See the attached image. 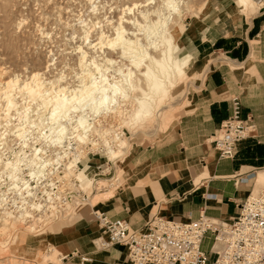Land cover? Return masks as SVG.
<instances>
[{
	"label": "rangeland",
	"instance_id": "374dc122",
	"mask_svg": "<svg viewBox=\"0 0 264 264\" xmlns=\"http://www.w3.org/2000/svg\"><path fill=\"white\" fill-rule=\"evenodd\" d=\"M177 1L178 3L180 2L179 5L182 7L181 16L177 18L175 16L178 22L175 24V27L176 29L180 27L179 32H177L178 36L175 44L179 49L180 38L184 32L183 29L185 30L184 23L187 25V23L193 18L202 17V15L208 12L212 7H216L219 2L227 4L232 3L233 6H237V0H209L210 6L203 10L199 15H196L201 11L206 0ZM136 2L137 4L143 3V5H149L145 7H138V5H135ZM160 3L161 0H0V66L8 68L6 71L11 73V76L19 74L22 78L25 76L24 79H30V76L28 75H32L34 69H36L35 71L38 70L41 72L43 70V72H46L45 74L47 75L45 76L47 78L49 76L48 79L50 80L57 79L60 77L59 75L65 74L66 77L63 75L64 78L61 81L63 83L66 81V83H64L66 86L69 85L71 87L73 85L72 87L74 88L79 85L78 75L79 77L82 75V68L79 66V61L77 59L79 58L78 56L81 55V52L79 53L78 49H76V51L75 48L82 44L83 46L81 45V47H84V50L89 53L88 57L89 55L92 57L97 54L98 59L101 58V61H103L102 59L104 57L107 56L110 58L111 56V59L113 58L112 60L114 65H110L108 69L109 73L107 72V74H109L111 79H115L116 81L121 80L123 82V70L126 72L127 68L134 69L130 60L126 58V56L124 57V54L121 53L123 50L122 46L124 45H121L118 42V46L113 45L114 48H112L113 46L106 47L107 45L103 46L98 44L96 49L94 48L93 50L92 48H89V41H94V43L99 42L100 40L97 39V37H99L101 32L106 33L105 35L109 39L115 38L117 36L115 27L120 23V26H123V32L119 34L120 37L124 39V36L127 35L126 37L130 36V39L132 38V40H135L138 35L141 43L147 45L149 42L145 37V31L142 30L143 27H141L145 24L143 19L139 17L138 20L141 22L137 20L141 26L139 23H134L133 21L135 18L137 19L141 9H151L153 6L155 7ZM256 4L250 0L248 5L255 6L257 12L264 10H260L261 7ZM154 7L152 9H154ZM246 15L250 16L248 14ZM93 23H95L96 26L89 30V39L86 42V40L82 37V34L84 35L86 28L88 30V27ZM124 33H126V35ZM150 47L148 46V49H150ZM152 50L153 49L151 48L149 51L153 54L155 51L153 50L154 52H152ZM2 57L4 59H2ZM180 58L179 52H177L174 61L179 62ZM101 61L99 62L104 64ZM48 65L49 67H47ZM126 66L127 68L125 69ZM118 68H122V71L117 72ZM79 69L81 70L78 71ZM193 70L194 69L190 67L188 70L183 72L181 71L175 75L172 78V83L174 82V84L171 83L166 86L167 94L163 97H159L160 93L156 94L157 101L154 106V112H156H153L154 115H152L151 121L150 119H142V121H140L137 125L128 127L124 124V121L131 124L132 119L130 115H127L126 118L121 114H117V117L116 114H101L95 119V121L100 120L97 124L99 130L107 128L109 129L108 134L111 135H114L113 133H120L124 138H126L127 143H130H128V147H124V149H128L123 151L121 150L122 152H120L118 158H116L113 162L108 160L106 146L103 144L104 137L101 135L95 133L96 135L91 136V138L93 137L92 139L98 143L95 147L91 144L85 145L82 142L77 143V138L74 137L76 134L73 130L75 128V119H73V116L75 115H70V118L64 117L63 120L61 119L62 117H57L58 122L62 123V125L60 123L58 124V122L52 124L49 120H53L49 118L45 119L47 121L44 120V124L42 125L39 121V118L41 120L42 114H40V111L36 109V104L34 102H30L28 110L23 108L25 104L22 103L21 109L23 108V111L20 110V113L22 114L21 116L20 114L19 117L17 116V111H12L13 114H16L15 119L3 117L0 120V133H2L0 140V142L2 141L0 143V187H3L2 190L5 191L3 200H0V214L7 211L14 216H19L22 209L24 210V208L29 205H34L39 202L42 205L44 204V206L47 204V209L43 210V213H40L39 210L31 209V212L35 211V214H43V216L47 219L45 224L33 221V223L30 224L25 223V226L23 225L20 227L21 229L16 228V230L9 224V222L6 224L0 220V264H18L20 260H50L52 262H56V256L59 251L57 250L58 247L56 248L54 246V236H56L55 233L59 232L63 226L73 224L77 219L82 217L81 214H85L86 212L90 213V217L96 218L95 213L101 211L98 206L101 203L112 199L128 185L129 174L126 173L131 171L130 169L132 166L130 164H126V159L130 155L132 149L136 146H153L160 142L162 137L168 133V130L176 122V120L182 116L188 92L192 87H194V83L196 82L195 80H197L196 78H199V75L194 74ZM9 73L7 76H10ZM84 80L86 79L84 78ZM5 102L6 101L3 102L4 104L1 102L0 105L3 104L4 109L10 108V104L12 103L9 101V106L6 102L8 105V107H6L7 105H5ZM128 110H130V107ZM48 117L51 118L50 115ZM152 118L154 119L152 120ZM60 119L61 121H59ZM145 123H147V126ZM151 123H153V125ZM63 124H66L65 127ZM33 125H35V127H33ZM59 125L60 129L63 127L65 128L66 133H68L64 134L60 139L61 145L58 147V145H56L58 143L55 142V139H57L55 136L57 135L56 132L59 131ZM22 126H26L28 133H25L20 137L13 136L11 133L12 128L15 127L16 129H21ZM133 132H136L134 136ZM77 145L80 147L79 149H81V151H84L83 154L85 155L83 156L82 161L79 162L77 168V171L81 170V172L83 171L84 173V176L82 177L83 181H85L88 177H86L85 172L94 171L95 173L91 175L92 180L87 184L88 187L85 186L84 189H81L78 186L76 174L70 179L61 180V177L64 176L63 171H65L63 164L69 159V157L72 158V153H74V148L77 147ZM112 145L113 148L117 147L115 144ZM35 148H40L39 150L41 151L39 153L41 154L39 156L46 158L47 160L45 166V176L41 180L28 175L31 166L33 169L40 163V160L37 159V156L33 153ZM66 152H70L71 154L68 157L63 158L62 154ZM58 158L64 160L63 164H57V162H55ZM90 160H93L94 162L96 161L98 164H89L88 162ZM7 161H16L17 165L19 164L18 168H20V171L22 170L19 173V177L22 176L21 178L30 179V191L34 193V196L27 197V201H25L26 203L24 202L23 196H20V191H18L17 188L15 189L14 184L12 185V183H10L11 180L7 177V173L3 169V163ZM85 161L87 163H85ZM90 165H92L93 168H91L92 166ZM35 170H37V166ZM79 173L77 174L79 175ZM115 177L117 179L114 182ZM105 180L108 181L106 182ZM101 181V184H103V186L101 185L102 187L99 186ZM112 183H114L113 187L109 185ZM104 185L109 186L110 188L106 186L104 187ZM98 187L100 189H98ZM262 190L264 189H259L258 193L260 194ZM49 197L52 198L53 202H47ZM85 198H89V200L83 201L82 199L85 200ZM31 224H34V229L28 228ZM43 228L47 229V231L44 234L36 235L39 233L37 230H44ZM20 233H22L21 235L26 233L25 240L29 241H23L19 244L17 241L19 240L18 235ZM28 243H31V245H28ZM210 244L211 242L206 240L203 245V250L209 252ZM48 248H53V254L49 257H47L48 254L46 253ZM52 256L54 257L53 259H51Z\"/></svg>",
	"mask_w": 264,
	"mask_h": 264
},
{
	"label": "crops",
	"instance_id": "0c3cea01",
	"mask_svg": "<svg viewBox=\"0 0 264 264\" xmlns=\"http://www.w3.org/2000/svg\"><path fill=\"white\" fill-rule=\"evenodd\" d=\"M209 6L206 0L196 15ZM256 12L238 0L236 7L219 2L184 23L179 57L189 58L187 65L199 78L184 113L160 142L130 152L128 185L98 206L107 216L126 219L133 228H143L157 215L176 221L196 220L203 213L229 219L248 197L264 196V190L258 193L264 183L257 180L264 174V10ZM234 96L241 100L242 118H251L256 131L239 144L234 159H223L212 140L230 117ZM89 215L55 233L57 250L88 253L92 261L87 264H130L122 246L96 249L100 230Z\"/></svg>",
	"mask_w": 264,
	"mask_h": 264
},
{
	"label": "bare ground",
	"instance_id": "6f19581e",
	"mask_svg": "<svg viewBox=\"0 0 264 264\" xmlns=\"http://www.w3.org/2000/svg\"><path fill=\"white\" fill-rule=\"evenodd\" d=\"M251 1L254 4H256L255 0H251ZM238 2L240 4V6H242L243 8L244 7L247 8L249 6L248 4H249L250 0H238ZM179 3L177 0H161L160 4L156 5L155 7L153 6L154 9H152L153 8L152 7L151 9H144V10L141 9V11H139L137 19L135 18V20L133 22L134 23L141 22L138 20L139 17L141 19H143L145 24L143 26H141L140 23L139 24L141 27H143L142 30H144L146 33L145 37L148 39V42H149L147 45L141 43V40L138 38V35L136 36L135 40H132V38L130 39L129 38L130 36L126 37L127 36L126 33H128V32L124 33L126 35V36H124V39L122 37H120L119 34H121L123 32L122 31L123 26H120V23L115 27V30L117 32V36L115 38L109 39L105 35L106 33L101 32L99 34V37H97V39L100 40L99 42L94 43V41L93 42L89 41V46H90L89 48L90 49L92 48L93 50H94V48L96 49L98 44L103 45V46L107 45L106 47H108V46L112 47L113 45L118 46L117 43L119 42L121 45H124V46H122L123 50L121 51V53L124 54V57L126 56V58H128L130 60L131 65L134 67V69H133V68H127V66H126L125 69L127 68V71L125 72V70H123L124 71V75H123L124 76V79H123L124 84L121 80L116 81L115 79H111L109 77V74H107L110 65H112V64L114 65V62L112 60L113 58L111 59V56H110V58L107 56L104 57L102 59L103 61H101V58L98 59L97 54H96V56L91 57L89 55V57H88L89 53H87L84 50V47H81L82 44L80 46H78L77 48H75V50L78 49L79 53L81 52V55H79L78 56L79 58H77V59L79 61V66L82 68V75H81V77H79V75L77 74L78 78H79V81H78L79 85L77 87H74V88L72 87L73 85L71 87L69 85L66 86L64 84V83H66L65 80H64L65 81L64 83L61 81V80H63L64 76L66 77L65 74H63L64 76L61 74L62 75L61 76V75H59L60 74L59 73L58 75L60 77H58L57 79H53V80L51 79L50 80V79H48L49 76H48V78L45 76V75H47V74H45L46 72H43V70L41 72L38 70L35 71L36 69H34V72L32 73V75H28V76H30V79H24L25 76L22 78L19 74H15V73H14L15 74L14 76H11L12 74L6 71V69L8 70V68H6L5 66H4L5 68L0 66V103L1 102L3 103L4 101H6L7 103L10 101L12 103V104H10L11 106L9 105L10 102L8 103V105L10 106V108H8V109L7 108L4 109V105H3L4 103L2 105H0V120L3 117H6L8 119H12V118L15 119L16 114H13L12 111H14V112L17 111L18 112L17 116L19 117V114L21 116L22 114L20 113V110H22L23 108L28 110L30 107V102L31 103L34 102L36 104V107H37L36 109H38V111H40V114H42L41 120L39 118V121L42 125L44 124L45 119H48V118L52 119V112L53 111H56L57 117H59V118L62 117L61 118L62 120L64 117L70 118V115H75V116H73L74 118L72 117L73 119H75L74 120L75 121L74 122L75 128L74 127H71V128H74L73 130L76 134L74 137L77 138V143L82 142L85 145L91 144L95 147V145H97L98 143L94 139H92L93 137L91 138V136L96 135L95 133H97L98 135H101L102 137H104V139L103 138L102 139H103V144L106 146V150H107L106 153L108 155V160L111 162L115 161V159L118 158L120 152H122L125 149H128V148L124 149V147H128L129 142L127 143L126 138H124L120 133H113L114 135H111V134H108L109 129H107V128L99 130L97 124H98V121H100V120L95 121V119L98 116H100L101 114H104V115L116 114V117H117V114L124 115L123 117L130 115L131 119H132V123L130 124L129 122L124 121V124H126L128 127H132L133 125H137L140 121H142V119H150V121H151V117H152V115H154L153 114L154 109H155L154 106L156 105V101H157L156 100V94L160 93L159 97H163L164 95H166L167 94L166 86L172 83V81H173L172 78L175 75H177L179 72H181V71L183 72L186 70V68L191 67V64L187 65V63H189V61H188L189 58L180 59L179 62L174 61V59L176 58L177 52H179V50H180L178 48V46L175 45L177 42L176 38L178 36L177 32H179V30H180V27H178V29H176V27H175V24L178 23L176 18L181 16L182 7L179 5ZM135 5L136 6L138 5V7L139 6L145 7L149 4L143 5V3L137 4V2H136ZM175 16H176V18H175ZM95 26H96L95 23L91 24L88 27V30L86 28V32L84 33V35L82 34V37L86 40V42L89 39V33H90L89 30L91 28H94ZM134 26H135V24H134ZM137 27H138V25H137ZM133 32H135V31H133ZM129 35H130V32H129ZM83 38H82V40H83ZM117 38H119V39H117ZM148 46L149 47L151 46L150 49L152 48L155 51L154 52L152 50V52H154L153 54L150 53V51H149L150 49H148ZM119 47H121V46H119ZM112 48H114V46ZM123 54H122V56H123ZM119 56H121V55H119ZM2 59H4V58L2 57ZM98 60L103 62L104 64H101ZM47 67H49V65ZM104 67H106V68H104ZM112 68H114V67H112ZM121 69L122 68H118L117 72L118 71L121 72L122 71ZM80 70L81 69H79L78 71H80ZM115 72H116V70H115ZM8 73L10 74V76H7ZM20 73H21V71H20ZM135 76H136V78H135ZM84 78L86 80H84ZM172 84H174V82ZM18 100H21L23 102L18 101ZM113 101H115V102L113 103ZM6 102H5V105H7ZM18 102H20L21 104ZM22 103H24L25 106L21 109ZM123 103H124V105H123ZM8 105L6 107H8ZM129 107H130V110H128ZM27 113H29V112H27ZM47 115L48 116L50 115L51 118L48 117ZM57 117H56V121L58 122ZM89 118H91V119H89ZM26 119H28V118H26ZM61 119L59 121H61ZM153 119L154 118H152V120ZM22 120H24V119H22ZM157 120H158V118H157ZM45 121H47V120H45ZM49 122H51L53 124V121L49 120ZM81 122H83L84 127L80 126ZM59 123L60 122H58V124ZM154 123H155V121H154ZM22 124H24V123H22ZM60 124L62 125V123H60ZM146 124L147 123H145V125ZM151 124L153 125V123H151ZM65 125L63 124L64 127H65ZM11 127H9V128H11ZM58 127H59L58 128L59 131L58 132L55 131L57 134L55 136L57 138V139H55V142L59 141V143L56 144L59 147L61 145L60 139L63 137L64 134H67L68 132L66 133V131H65L63 133V135H61L60 125ZM141 127H142V125H141ZM14 128H12V130H11V133L13 134V136H19L20 137V136L24 135L25 133H28L27 132L28 129H26V126H22L21 129H16V128L14 129ZM61 128H63V127H61ZM53 129H54V127H53ZM63 129H65V128H63ZM153 129H155V128H153ZM149 131H151V130H149ZM70 132H69V134H70ZM135 133L133 132V136ZM155 133H156V131H155ZM1 134L2 133H0V140H1ZM52 138H54V137H52ZM51 141H52V139H51ZM4 142H6V141H4ZM112 144L117 145V147L113 148ZM94 147H93V149H94ZM79 148L80 147H78V145H77V147L74 148L75 151H74V153H72L73 154L72 158L71 157H69V159L67 158L68 160L67 161L65 160L66 162L64 164H63L64 160H62L61 158H58L57 161H55V162H57V164H63L65 167V171H63L64 176L61 177V180L62 179H70L72 176H74L76 174V181L78 182V186L81 189H84L85 186L88 187L87 184L92 180L91 175H93L95 173H94V171L93 172L87 171L88 173L85 172L86 177L87 176L88 177L85 181H83L82 177L84 176V173H83V171L81 172V170L77 171V168H78L79 162L82 161V158L85 155L83 154L84 151H81V149H79ZM39 149L35 148L33 153L35 156H37L36 158L40 160V163L39 164H37L38 162L35 163V164H37L36 165L37 170H35L36 166L33 169L31 166V169H30V172L28 175L30 177H36L38 180H41L45 176V166H46L47 160H46V158H42L41 156H39L41 154V153H39L41 151ZM118 149H119V151H118ZM57 151H59V150H57ZM70 154H71L70 152H68V153L66 152L62 155H63V158H65V157H68ZM9 161L3 163V165H4L3 169L7 173V177L11 180L10 183H12V185L14 184L15 189L17 188L18 191H20L19 194H20V196L21 195L23 196V199L25 202V201H27L26 200L27 197H33L34 196V193H32V191H30V189H31L30 179L21 178L22 176L19 177V173L22 171V170L20 171V168H18L19 164L17 165L16 161H14V162H9ZM56 169H57V167H56ZM51 171H53V170H51ZM77 173H79V175ZM116 179L117 178L115 177L114 182L116 181ZM257 180L259 183H264V174L260 173ZM105 181L107 182L108 180H105ZM101 183H102V181L100 182L99 186H101V185L103 186V184H101ZM19 184H20V186H19ZM0 186H1V184H0ZM105 186L106 185H104V187ZM106 187H109V186H106ZM2 189H3V187H0V200L1 201L3 200L4 192H5ZM98 189H100V188L98 187ZM259 196L260 195H256V196H252V197L255 198V197H259ZM30 199H32V198H30ZM44 200H47V199H44ZM44 200H43V202H44ZM82 200L87 201V200H89V198H85V200L84 199H82ZM51 201H52V198L49 197L47 202H51ZM28 202H27V204H28ZM46 205L47 204H45V206H44V204L42 205L40 202L35 203L34 205H29L28 207L24 208V210L22 209L21 214L19 216H14L10 212L4 211V212H2V214H0V220L5 222L6 224L9 222V224L11 226H13L15 229L22 227L25 223L26 224L33 223V221H37V222H40L42 224H45L47 219L43 216V214H41V215L35 214L34 213L35 211L31 212V209L39 210L40 213L41 212L43 213L44 212L43 210L47 209ZM67 208H68V206H67ZM29 218H32V219H29ZM28 220H30V221H28ZM33 225L34 224L29 225L28 228L34 229ZM46 231H47V229H44L41 231L37 230V232H39V233L36 235L44 234ZM21 234L22 233H20L18 235L19 240L17 242L19 244H21L23 241L28 242L29 240L28 241L25 240L26 239L25 238L26 233L25 234L23 233V235H21ZM51 240L53 241L52 238H51ZM28 245H31V243L30 244L28 243ZM53 258L54 257L52 256L51 259H53Z\"/></svg>",
	"mask_w": 264,
	"mask_h": 264
},
{
	"label": "built area",
	"instance_id": "2783aa9c",
	"mask_svg": "<svg viewBox=\"0 0 264 264\" xmlns=\"http://www.w3.org/2000/svg\"><path fill=\"white\" fill-rule=\"evenodd\" d=\"M264 9V0H255ZM231 102V115L212 140L220 158L234 159L239 144L253 135L256 125L242 118L238 96ZM99 236L97 250L114 246L127 250L130 264H264V196L248 197L237 214L229 219L212 218L204 213L196 220L176 221L161 216L151 218L143 228H133L126 219H112L104 212L95 213ZM206 240L209 252L203 250ZM53 248L47 254L52 255ZM90 254L74 249L59 252L56 262L24 261L18 264H87Z\"/></svg>",
	"mask_w": 264,
	"mask_h": 264
},
{
	"label": "snow or ice",
	"instance_id": "6c2138e0",
	"mask_svg": "<svg viewBox=\"0 0 264 264\" xmlns=\"http://www.w3.org/2000/svg\"><path fill=\"white\" fill-rule=\"evenodd\" d=\"M115 101H113V103H114ZM56 117H57V113H56V111H53L52 112V120H53V123H56L57 121H56ZM81 127H84V125H83V122H81V125H80ZM33 127H35V125H33ZM66 130L65 129H63V128H61L60 129V133H61V135H63V133L65 132ZM56 143H59V141H56Z\"/></svg>",
	"mask_w": 264,
	"mask_h": 264
}]
</instances>
